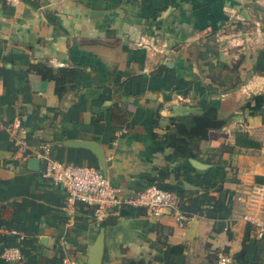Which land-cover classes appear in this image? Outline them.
Here are the masks:
<instances>
[{"label":"crops","instance_id":"0c3cea01","mask_svg":"<svg viewBox=\"0 0 264 264\" xmlns=\"http://www.w3.org/2000/svg\"><path fill=\"white\" fill-rule=\"evenodd\" d=\"M35 64L74 79L58 95ZM213 67L225 84L209 98ZM261 94L264 0H0V253L18 248L11 264H88L102 234V264H264V238L236 214L264 221V106L243 109ZM208 104L222 130L194 158L173 154L170 119ZM77 142L98 145L120 198L156 185L178 196L186 223L127 207L98 221L68 201L41 178L37 153L99 170Z\"/></svg>","mask_w":264,"mask_h":264},{"label":"built area","instance_id":"2783aa9c","mask_svg":"<svg viewBox=\"0 0 264 264\" xmlns=\"http://www.w3.org/2000/svg\"><path fill=\"white\" fill-rule=\"evenodd\" d=\"M20 147L25 152L28 148L26 141H22ZM49 152L47 147H43L41 152L37 153L42 164L41 178L52 185L61 187L68 201L78 202L92 208L96 220L105 219L112 209L117 212L119 208L127 207L142 208L150 218H157L165 213L172 214L180 224L186 223L188 216L174 192L151 185L131 197L122 199L99 170L88 166L61 163L53 160ZM237 201L242 202V195L237 197ZM236 214L241 221L257 233L258 237L264 238L262 219L249 214L243 208H238ZM21 259L18 248L4 249L0 253V261L6 264L16 263ZM62 264H80V262L74 258H66ZM218 264H229V261L220 257Z\"/></svg>","mask_w":264,"mask_h":264},{"label":"trees","instance_id":"16d2710c","mask_svg":"<svg viewBox=\"0 0 264 264\" xmlns=\"http://www.w3.org/2000/svg\"><path fill=\"white\" fill-rule=\"evenodd\" d=\"M208 24L210 26L215 25L210 24L209 22ZM206 64L208 66L209 62ZM30 68L39 74L44 80L53 81L55 83V92L58 95H60L61 88L64 86V84L67 82H72V79H74L75 71L73 69L53 70L38 64L31 65ZM214 68L215 67L211 68L210 71L214 70ZM215 76L211 75L213 83L209 89H207V96L209 98L217 93L216 88H214L213 85L223 86L225 84V80L223 82H215ZM262 106H264V94L252 96L251 99L246 102L243 109L249 111V115L251 116L262 115ZM224 125L225 122L217 118V108L211 104H208L198 114L171 118V128L168 129L167 133L165 134L164 140L167 144V147L173 152V154L183 156L187 159L194 158L196 156L195 151L199 149L200 143L212 140L213 134L220 132ZM239 139L244 141V134L237 133L236 141ZM126 264L139 263L127 261Z\"/></svg>","mask_w":264,"mask_h":264},{"label":"water","instance_id":"95a60500","mask_svg":"<svg viewBox=\"0 0 264 264\" xmlns=\"http://www.w3.org/2000/svg\"><path fill=\"white\" fill-rule=\"evenodd\" d=\"M75 145L92 151V153L97 158V166L99 168V171L103 174V176L106 177V168L108 167L109 163L105 161L103 153L101 149L98 147V145L89 142H77L75 143ZM189 162L195 168H201L202 166H204L193 159H189ZM29 163L32 165V169L37 170L38 168L37 160H31ZM102 255H103V236L101 234L90 249V254L88 255L89 258L88 264H102Z\"/></svg>","mask_w":264,"mask_h":264},{"label":"rangeland","instance_id":"374dc122","mask_svg":"<svg viewBox=\"0 0 264 264\" xmlns=\"http://www.w3.org/2000/svg\"><path fill=\"white\" fill-rule=\"evenodd\" d=\"M213 36V34H212ZM210 41H212V38L210 37ZM221 71V67H215L214 70H211L212 74L215 76L217 73Z\"/></svg>","mask_w":264,"mask_h":264}]
</instances>
